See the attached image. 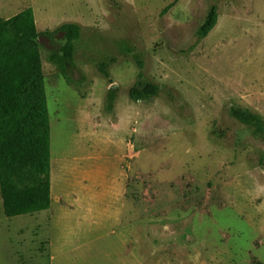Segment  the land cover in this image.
<instances>
[{
	"label": "rangeland",
	"instance_id": "obj_1",
	"mask_svg": "<svg viewBox=\"0 0 264 264\" xmlns=\"http://www.w3.org/2000/svg\"><path fill=\"white\" fill-rule=\"evenodd\" d=\"M27 8L81 35L72 84L48 61L63 34L38 39L51 204L6 218L0 196V264H264V136L230 114L264 120V0H0V19Z\"/></svg>",
	"mask_w": 264,
	"mask_h": 264
},
{
	"label": "trees",
	"instance_id": "obj_2",
	"mask_svg": "<svg viewBox=\"0 0 264 264\" xmlns=\"http://www.w3.org/2000/svg\"><path fill=\"white\" fill-rule=\"evenodd\" d=\"M217 20V10L212 8L198 30V37L205 38ZM55 33L63 34L65 42L58 52L49 54L48 61L67 84H72L69 70L75 43L80 39V26L67 23L53 32L39 33L30 8L0 19V196L6 218L34 215L50 208V125L44 81L37 71L38 39ZM138 67L141 78L140 63ZM98 69L108 77L105 63ZM156 94L157 87L149 83L136 82L128 90L133 102L148 101ZM115 99L116 90L110 88L106 95L107 111H112ZM230 114L248 126L254 136H264V120L258 115L234 107Z\"/></svg>",
	"mask_w": 264,
	"mask_h": 264
},
{
	"label": "crops",
	"instance_id": "obj_3",
	"mask_svg": "<svg viewBox=\"0 0 264 264\" xmlns=\"http://www.w3.org/2000/svg\"><path fill=\"white\" fill-rule=\"evenodd\" d=\"M120 195H121V197H122V191L120 190Z\"/></svg>",
	"mask_w": 264,
	"mask_h": 264
}]
</instances>
